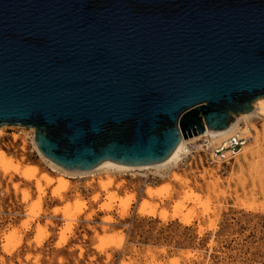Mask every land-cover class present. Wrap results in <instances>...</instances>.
<instances>
[{"label": "water", "instance_id": "water-1", "mask_svg": "<svg viewBox=\"0 0 264 264\" xmlns=\"http://www.w3.org/2000/svg\"><path fill=\"white\" fill-rule=\"evenodd\" d=\"M264 97V0H0V126L71 170L165 160Z\"/></svg>", "mask_w": 264, "mask_h": 264}, {"label": "rangeland", "instance_id": "rangeland-1", "mask_svg": "<svg viewBox=\"0 0 264 264\" xmlns=\"http://www.w3.org/2000/svg\"><path fill=\"white\" fill-rule=\"evenodd\" d=\"M253 119L251 125L261 128L263 119ZM244 125V121L239 123L241 128ZM24 127L6 125L0 147L23 166L40 167L39 175L48 171L58 175L38 150L33 132ZM171 169L183 177L182 183H175L177 192L164 200L144 198L143 189L170 179L151 170L142 171L148 178L113 173L115 184L123 181L124 185L112 191L136 193L125 216L116 212L117 207L112 211L100 208L107 192L97 181L106 178L105 173L69 177L72 183L64 200L51 195L52 185L46 190L42 212L30 216L27 213L38 198L35 180L0 171V264H264V132L228 165L202 163L195 156ZM190 190L201 201L179 202L181 192ZM22 191L30 192V200H25ZM97 192L101 199L96 202L92 197ZM76 198L86 201L88 208L65 233L68 222L61 211L53 209ZM107 217L113 221L105 224ZM39 226L46 229L45 236L38 233ZM112 236L125 237L120 247L115 240L114 245L101 240Z\"/></svg>", "mask_w": 264, "mask_h": 264}, {"label": "bare ground", "instance_id": "bare-ground-1", "mask_svg": "<svg viewBox=\"0 0 264 264\" xmlns=\"http://www.w3.org/2000/svg\"><path fill=\"white\" fill-rule=\"evenodd\" d=\"M255 117H259V118L263 119V123L261 125V128L256 126V125H253V124L251 125L250 122ZM241 121H244L247 124V126L244 125L245 127L241 128L239 126V123ZM5 126L6 125L0 126V136L3 134V129ZM28 128L33 132L32 135H33V138L35 140V130H34L35 128H33V127H28ZM248 129H250V131L252 132V136L254 139L259 138V136L261 134H263V132H264V97L258 98L256 101H254L253 110L251 112H244V113H240V114L236 115L234 121L231 123V125L227 129L222 130V131H215V130L207 129L206 133L216 136L217 140H221V139H224V138L228 137L229 135H231L235 132H243V133H249L250 134L251 132ZM201 135L202 134L195 135V136H192V137H189L186 139L183 137L182 141L177 146V148L165 160H163L159 163L144 164V165L135 166V165H128V164H120V163H117L114 161H105V162L98 164L97 166H95L93 168L82 169V170L66 169V168H63L60 165L56 164L55 162H53L52 160L47 158L39 150V148L36 144V141H35V144H36L38 150L40 151L41 155L45 158L48 165L53 170L58 172V175H56V176L51 174L49 171L43 172L41 175H39V173H40L39 168L40 167H38L37 165H34V164H28L26 166H23L22 165L23 163L15 160L12 156L8 155L9 153L7 154V152L0 147V171L4 174H9V173L13 172L15 174H18L20 177H22L26 180H31V181L35 180V187L37 189L38 198L36 200L33 199L34 203L31 206L30 212L27 213V215H30V216L35 215L36 212L38 213V215L42 212V208L44 206L43 205V199H44V196L46 195V190L49 187H51L52 185L55 184V186L51 190V195L55 198L57 197L61 200H64L63 199L64 194H65L64 192L68 191V189L70 187V183H72L70 181L69 177L77 176V175H78L77 177H81V178L87 177V176L93 177V176H95L94 173H96V174L105 173L106 178H100L97 181L101 190L107 192V195L105 197V201L100 205V208L103 211L104 210H106V211L111 210L112 211L115 207H117L118 211H116V212H119L121 214V216H125L128 214L129 208L132 205V203L136 200V193L135 192H129V193H125V194L123 193L124 195H119L117 190L112 191L111 188L116 187L117 189H119V188H121L122 185H124L123 181L117 185L115 184L116 178H114L113 173H115V172L120 173L121 172V173H124V175L125 174H131V175L139 174V175H143V176L147 177L149 174L142 173V171L151 170V173L158 174L159 176L166 177L167 179H170V180H167L166 182L162 183L161 185L147 184L144 188V191H143L145 194L144 198H146V199H160V200H164L165 198L170 199V197H172L173 193L177 192L176 187H175V183H178V182L182 183V178H183L177 171H174L171 168L172 167L177 168L178 166H180V164L183 161V157L186 156V154H188L187 144L199 140ZM164 174H165V176H164ZM92 181H94V179ZM98 185H97V187H98ZM186 186H187V184H186ZM22 192L24 194L25 200H28L30 198V192L29 191H27V192L22 191ZM207 192H208V190H207ZM212 193H214V192H212ZM80 196H81V194H80ZM92 198L96 202L99 199H101L98 192ZM181 198L182 199L179 200V202H184V203H186L187 201H196V200L201 201L200 195H198L193 190L182 191L181 192ZM203 206H204V204H203ZM251 207H253V206H251ZM87 208H88V205H87L86 201L82 200L81 198H76L75 200H73L71 202H67V204L63 207H60V209L55 208L53 210L56 213L61 211L63 213V216H64L63 218L65 220H67V222H68L67 226H66L65 230H63L66 233L67 231L68 232L71 231V229L73 228L72 227L73 221L77 219L78 215L83 214ZM206 209H207V207H206ZM53 216H55V215H53ZM89 216H91V215H89ZM112 221H113L112 217H107V219L104 220V223L106 224V223H110ZM27 223H25V224H27ZM212 223H211V225H212ZM23 226H25V225H23ZM212 226H214V225H212ZM39 231L40 232H38V233H44L46 231V229L39 226ZM13 234H15V232ZM44 236H45V233H44ZM123 238L125 239V237H123V236H120V237L112 236L109 238L107 237L105 239L102 238L101 240L105 243V245L113 244V241L115 240L114 244L117 245L118 247H120L121 244L124 242ZM104 249H105V247H104ZM173 261H175V260H173ZM179 262H178V264H179Z\"/></svg>", "mask_w": 264, "mask_h": 264}, {"label": "built area", "instance_id": "built-area-1", "mask_svg": "<svg viewBox=\"0 0 264 264\" xmlns=\"http://www.w3.org/2000/svg\"><path fill=\"white\" fill-rule=\"evenodd\" d=\"M252 140V133L235 132L221 140H217L212 134L203 133L199 140L187 144L188 154L183 157V161L196 156L200 161L210 165H228L236 160L242 148Z\"/></svg>", "mask_w": 264, "mask_h": 264}, {"label": "crops", "instance_id": "crops-1", "mask_svg": "<svg viewBox=\"0 0 264 264\" xmlns=\"http://www.w3.org/2000/svg\"><path fill=\"white\" fill-rule=\"evenodd\" d=\"M0 254H2V253L0 252Z\"/></svg>", "mask_w": 264, "mask_h": 264}]
</instances>
